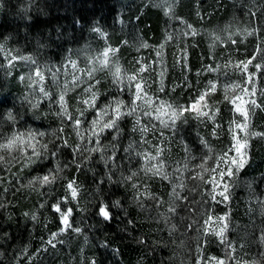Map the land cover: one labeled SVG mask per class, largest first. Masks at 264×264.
Here are the masks:
<instances>
[{"label":"rangeland","instance_id":"374dc122","mask_svg":"<svg viewBox=\"0 0 264 264\" xmlns=\"http://www.w3.org/2000/svg\"><path fill=\"white\" fill-rule=\"evenodd\" d=\"M191 1L192 3L189 6L190 1L188 0H176L175 4H172L171 0H120L121 7L117 13V25L115 27L105 28L94 21L89 29H86L87 32L83 36H79L76 44L64 49L63 53L53 56H41L37 51L22 46L20 42L12 41L8 34L3 33L0 26V45H3L4 49L7 50L0 53V100L7 101L2 105L0 113L10 110L14 114H18V119L20 115L23 116V120L15 126V129L5 119L3 124L0 125V132L10 135L13 130L25 131L32 128L46 133L42 142L54 141L53 133L55 132L67 139L69 144L72 143L74 146L79 144L83 148L87 144L89 135L87 121L75 130L71 126V121L62 124L57 113L59 106L54 103V100H58L63 95V103L67 112L76 117L78 115L77 110H83L86 107L82 101L88 98L85 89L90 85H95L93 91L98 90L100 93L97 100V106H99L118 95L117 85L115 84L117 67L120 69L119 79L126 83L130 76L137 75L141 66L147 65L146 70L139 73L137 78H147L151 84L148 89L151 103L139 100L137 105L140 109L141 123L148 124L149 127L154 124L163 133V137L160 136V132L155 134L149 132L142 139L139 132H131L133 118L126 117L122 124L124 131L118 142L120 148L117 150L116 155H119L118 158H123L126 154L130 155L129 160L131 163L128 166L131 167V171L137 172V176L129 181L130 184H146L151 191L152 184H156L154 182L161 180V177L158 175L153 176L152 171H146V169H160L168 174V180L172 182V187L176 190L180 189L178 186L181 185V180L185 175L183 173L184 167L192 170L191 167L199 162L195 158L199 159L204 156V162H206L209 153L212 154L211 159H213V156L218 157L228 146L231 140L228 133L229 113H231L232 119L241 120L238 113L234 116L229 110L231 106L224 99L225 95L229 97L243 96L240 93V87H248L251 91V87L244 84L240 72L234 67L236 61L244 60L253 53L250 52L249 41L254 36L247 35V32L253 30V26L248 22L249 10L246 8V4L237 3L240 9V15L236 16L238 19H234L235 16H232L231 19L229 18V20L214 26L213 19L210 17L211 11L203 10L202 6V2H208V0ZM189 7L191 8L188 11ZM3 11H5V2L0 0V15ZM151 12H158L161 16L162 25L159 34L145 33L139 27V18L145 13ZM172 12L175 13L174 16L171 14ZM1 19L0 16V25ZM186 24L196 29L199 35L195 38L182 35V32L186 31ZM96 27H99L106 35L102 37L99 33L93 31V28ZM124 30L127 31L126 35L123 33ZM169 34L172 35V40H166V36ZM217 36L221 37L219 41L215 39ZM229 36L237 41L235 45L228 43L227 38ZM200 41L206 42L208 56L203 51L202 54L199 52L198 55H193L192 51L199 47L201 49ZM144 44H147L148 47H143ZM106 48L116 49V51L110 52L109 56L105 58L102 53ZM158 51L159 55H157ZM20 56L32 57L36 61V65H33L29 60H21ZM10 57L15 59H10ZM227 57L231 58L233 64H228L225 67ZM137 59L139 63L136 62ZM102 61L106 62L102 63ZM37 65L43 74V80L36 75ZM207 67H213L216 71L209 72L206 70ZM49 68H51V71L48 70ZM184 68H186V72ZM251 70L250 65L249 71ZM225 71L228 73L227 76L223 75ZM161 72H163V77L160 75ZM53 73H55V79ZM185 76L193 85L191 89L185 85ZM208 80H212L217 84V90L206 98L208 101L207 109H212L214 106L220 108V112L216 115V121L221 125L217 129V135H211V129H207L212 128L211 121L202 123L200 119L190 116L188 113H185L182 117V120L187 118V123H182L181 120L177 121L178 131L173 133L169 129L163 128L161 120L168 121L170 118V109L167 105L171 104L175 107L189 104L192 97L196 95L197 89L202 90L207 85ZM96 81H100V83L96 85ZM161 82L165 88L164 92L157 91ZM233 82L238 84L239 87H228L225 91L224 85ZM176 85L181 86L175 87L173 91L172 89ZM262 86H264V80L257 77L256 99L258 103L261 99H264L259 96V88ZM41 87L44 88L52 100L39 91ZM25 96H28L33 103L38 101L39 107L29 109L28 105L24 103ZM120 98L125 100L126 103L129 100L127 95L120 96ZM160 100L166 103L164 108L158 112L156 109L159 107ZM213 102H215V105ZM238 103L243 104L244 100L241 99ZM244 107H248V105L244 104ZM143 111H150L152 113L151 118L143 116ZM93 114L92 109H89L86 113L89 119L93 117ZM157 116H160L159 120L156 119ZM66 119L67 117H65ZM190 124H193V127L197 129L195 130L196 136L197 139L199 138V146L202 148L200 157H196L195 148L190 145L189 141L187 142L183 135L185 127ZM61 127H63V132L59 131ZM78 131L84 136V140H81L80 136L77 135ZM248 132H264V112L257 110L254 116H250ZM207 133L210 134V137L207 136ZM243 134L240 133L241 136ZM110 137L111 133L106 131L101 140L102 144L107 145L103 151L105 155L107 154L106 148L111 144ZM202 137L207 138L206 143L208 145L201 142L205 140ZM144 140H148L150 143H144ZM181 140L190 149L189 153L184 151L182 145L183 154L180 153L178 143ZM130 142L134 145L136 152L146 153L147 155L136 156L134 152H125ZM18 143L23 147V139ZM203 144L204 147H202ZM88 146L91 147L92 145ZM51 147L52 144L49 143V148L51 149ZM30 151V149H25V152L29 154ZM103 153H92L91 156H100ZM0 155L4 156V160L0 161V188L3 189L0 197L5 202V206L11 202L15 194H23L27 197L33 195L39 204L46 201L44 205H51L58 198L65 196L67 180L75 179L76 184L79 186L78 195L75 200L67 201L68 206L73 208V215L69 220L70 223H74L83 229L81 221L78 220L82 210L83 189L75 177H70V173H68L69 165L66 168H63L65 164L61 166L63 171L54 184L41 186L38 183L30 184L29 181L36 175H42L46 167L52 166L50 163H46L43 168L40 164H29L17 152L15 146L8 150L0 149ZM248 157V163L233 177L236 186L231 188L230 205L227 207L225 205H213L214 210L218 207L217 213L214 214L222 215L225 211L230 213L229 228L225 235L236 246V251L232 253V258H230L226 255V249L216 242L218 255L207 254L223 260L224 264H235V260H239L241 264H264V241L260 239V236L264 234V169L256 168L257 162L264 159V140L256 136L249 137ZM115 160L116 157L112 161L115 162ZM210 166H213L212 163ZM27 169L30 170L29 175L19 177V179H16L15 184H12V179H14L12 173L21 172L24 175ZM204 177L205 180L209 179L208 172ZM252 182L255 185L254 189L251 188ZM13 185L16 186L15 189H13ZM205 186L208 188L206 184ZM206 187L205 190L208 191ZM140 192L145 196L143 187L140 188ZM61 206L63 207V205ZM166 207L168 208V206ZM3 210L0 209V213ZM254 214L255 217H253ZM249 219L257 223L253 234L248 232L249 229L246 223ZM193 221L189 228L195 229L196 239L202 238L204 240L207 236L201 230L200 223L196 221L195 228ZM62 226L59 221L58 226L52 228L53 231L48 234L47 239L44 241L45 246H49L46 241L51 238L53 233H57ZM213 227L218 228L219 226L213 225ZM85 236L84 231L81 234H75L71 231L61 233L57 236V240L63 241V243L54 241V247L56 249L63 246V249H66L70 264H75L77 260L84 262L85 257L92 260L94 259L90 250L92 244L87 236V239H85ZM213 238L217 239L210 236V239L213 240ZM41 245H44V243L42 242ZM197 261L194 262L192 256L187 254V258L183 262L184 264H197ZM200 264H203L202 258Z\"/></svg>","mask_w":264,"mask_h":264},{"label":"trees","instance_id":"16d2710c","mask_svg":"<svg viewBox=\"0 0 264 264\" xmlns=\"http://www.w3.org/2000/svg\"><path fill=\"white\" fill-rule=\"evenodd\" d=\"M188 1L190 6L192 1ZM4 2L5 11L0 15L3 33L8 34L12 41L20 42L22 46L37 51L41 56L63 53L64 49L76 44L79 36H83L94 21L105 28L115 27L117 13L121 7L120 0H4ZM238 2L245 3L249 10V24L257 27L264 24V16L261 15L264 0H208L202 2V6L203 10L211 11L210 17L215 26L231 19L232 16L238 19L236 17L240 15ZM160 17L158 12L145 13L139 18L140 29L145 33L159 34L162 25ZM79 24L81 26H78ZM126 32L124 30V35ZM249 42L250 52H253L258 40L254 37ZM199 44L201 49L199 47L192 51L194 56L199 52L202 54V51L206 53V42L200 41ZM5 102L7 101L0 100V110ZM228 117L232 120L231 113ZM193 128V124L186 126L183 135L195 148L196 157H200L202 148L196 136L197 129ZM202 138L207 141L206 137ZM178 147L183 154L181 143H178ZM119 148L118 145L117 150ZM106 151V155L103 153L100 156H91L90 160H84L77 154L76 159L83 164L79 170L71 163L74 154L69 150H62L57 158L61 166L64 164L70 166L68 167L70 177H75L83 189L82 210L78 220L83 225L84 235L92 244L90 250L96 264H184L187 254L196 262L200 255L197 249L201 242L207 249L206 254L218 255V247L215 244L217 239L212 240L210 236L204 240L196 239L195 229L189 228L193 220L195 228L196 221L199 223L201 220L204 208L199 201L207 196L204 181L195 178L197 173L204 177L207 171L201 170L198 165L203 164L204 169H210L216 155L213 159L208 158L206 162L204 156L195 158L199 162L191 167L192 170L184 167L185 175L178 186L180 189L176 190V195L187 196L186 201L183 199L178 201L173 194L172 182L161 179L152 184L150 195H141L138 202L130 182L117 184L107 181L105 173L108 169L105 167V160L111 156L110 145ZM118 156H115V162L109 164V167L113 163L117 165L112 168L113 181L119 179L121 171L126 176L131 170L128 166L131 163L130 155L126 154L123 158ZM208 157H212V154L209 153ZM256 165L257 169H264V159L259 160ZM29 173V169L25 170L24 175L21 172L12 173L14 175L12 184H15L19 177L28 176ZM101 179L105 182L98 184ZM254 187L252 182L251 188ZM151 196L158 197L159 203ZM116 200L120 201L121 207L112 208L113 219L104 221L96 215L101 202L111 206ZM49 205L40 208L33 195L27 197L15 194L12 197L6 210L0 213V253L3 254L0 256V264H70L63 246L56 249L45 246L44 241L48 234L59 224L58 214ZM172 206L177 207L175 214L168 211ZM217 211L218 207L214 213ZM33 215L36 216V220L31 219ZM255 216L254 214L253 217ZM129 220L134 223H130ZM246 224L248 232L253 234L257 223L249 219ZM42 242L44 245H41ZM89 260L85 257L84 262L77 260L75 264H88Z\"/></svg>","mask_w":264,"mask_h":264},{"label":"snow or ice","instance_id":"6c2138e0","mask_svg":"<svg viewBox=\"0 0 264 264\" xmlns=\"http://www.w3.org/2000/svg\"><path fill=\"white\" fill-rule=\"evenodd\" d=\"M172 4L176 3V0H171ZM173 16L174 12L171 13ZM199 15V13H198ZM261 15L264 16V8L261 10ZM186 31L182 32V35H189L192 38H195L199 35L198 31L192 28L191 25H185ZM226 30V29H225ZM93 31L99 33L102 37L106 34L99 28H93ZM264 24L260 26H253V30L251 32H247V35L254 36L259 41V43L255 44L253 47V53L251 56L244 60L236 61L234 67L241 74V78L244 81V84L249 85L251 87V91H249L248 87H240L241 95H235L234 97H229L225 95L224 99L231 106L230 111L235 114H239L241 120L238 121L236 119H232L228 123V133L231 137V140L228 146L222 151V153L216 157L213 161V166L210 169H204V165L200 164L198 167L208 172L209 179L205 180L200 173H197L196 179L203 180L204 183L208 186L207 196L203 199L201 203V207L204 208L203 215L201 220L199 221L201 230L206 236H212L217 238V243L219 246L224 247L226 249V255L232 258V253L236 251V246L232 241L228 240L225 235L226 231L229 228V215L230 213L225 211L224 214H214L213 205H225L226 207L230 205L231 202V188L236 186V182L233 179L235 175L242 170L245 165L248 163V148H249V137L256 136L261 140H264V132H248V126L250 123V116H254L256 111L259 110L264 112V99L258 103L257 96V77L260 80H264ZM173 37L171 34L166 36V40H172ZM217 41L221 39L220 36L215 37ZM227 41L230 45H235L237 43L236 40L232 39L231 36L227 38ZM143 47L147 48L148 45L144 44ZM3 45H0V53L6 52ZM116 49L106 48L102 55L107 58L110 52H115ZM159 55V51L157 52ZM259 57V59H258ZM21 60H29L33 65H36V61L33 60L30 56H20ZM10 59H15L14 57H10ZM255 61V63H254ZM106 62V61H102ZM139 63V60L136 61ZM228 64H233V61L230 57L226 58L225 67ZM251 65L252 70L249 71V66ZM147 65H143L139 68L137 75L130 76L126 83H123L120 79V69L117 67L115 73V84L117 85V93L118 95L114 98H110L106 103H102L97 106V100L99 98V91H93L95 85H90L85 89V92L88 93V98L84 99L82 103L86 105L83 110H77L78 115L73 117L70 113L67 112L64 106V97L61 95L58 100H54L59 107L57 110L58 115L61 118L62 124H67L68 121H71V126L73 129H78L80 125H82L85 121L88 123L87 131L89 135L87 137V144L84 145L83 148L79 144L73 146L70 145L67 139H64L63 136L57 135L55 132L53 133L55 140L42 142L46 133L44 131H38L32 128H28L25 131L13 130L10 135H5L0 132V149H11L13 146L16 147L18 153L25 158L29 164H40L43 168L46 163H52L51 167H46L44 173L42 175L34 176L29 183H38L41 186L44 185H52L56 182L59 174L63 171V168L68 167V164H65L63 168L61 167L58 156L61 151L64 149L72 152L73 160L72 164L76 165L79 170L83 164L81 161L76 159V154L82 157L84 160H90L92 153H103L104 148L107 145L101 143L102 137L106 131L111 133V156L105 160V167L108 171L105 173L107 177V181L109 183H127L132 181L134 177L137 176L136 171L129 170L128 175H124L121 171L119 173V179L116 181L112 180L113 171L112 168L117 167L116 164H112L109 167V164L114 159L118 142L123 135L124 128L122 124L126 117L133 118V123L131 127V132L136 133L139 132L141 138L143 139L149 132L153 134L160 132L158 128L153 124L149 127L148 124H142L140 118V109L137 105V101L144 100L146 103H151V97L148 96V89L151 87L147 78L140 77L139 73H142L146 70ZM51 71V68L48 69ZM209 72L216 71L213 67H207L206 69ZM186 72V68H184ZM36 75L43 80V74L39 70V66L37 65ZM91 75V73H89ZM161 77H163V72L160 73ZM223 75L227 76L228 73L225 71ZM53 78L55 79V73H53ZM100 81H96V85H98ZM185 85L187 88L191 89L193 87L192 83L187 80L185 76ZM181 85H176L173 87V91L175 87H180ZM228 87L236 88L239 87L236 83L225 84L224 90L227 91ZM217 90V84L208 80L207 85L201 90L197 89L196 95L192 97L191 102L187 105H177L173 107V105H167L168 109H170V118L168 121L161 120V125L163 128L169 129L171 132L178 131L177 129V121L181 120L182 123H187V118L182 120L185 113H188L190 116H193L197 119H200L202 123H206L207 121H211V135H217V129L221 127V125L216 121V115L220 112V108L218 106H214L212 109H207L206 100L207 97L210 96L211 93H214ZM39 91L44 94L45 97H48L52 100L51 97L48 96V93L45 92L44 88H40ZM157 91L164 92L165 88L163 83L161 82ZM127 95L129 97L128 102L121 99L120 96ZM259 96L264 98V86L259 88ZM241 99L244 100V103H238ZM24 103L28 105L29 109H37L39 107V102L33 103L28 96L24 97ZM165 101H159V107L156 111H160L164 108ZM215 105V102H213ZM244 104L248 105V107H244ZM50 106V105H49ZM89 109L93 110V117L89 119L86 115ZM18 114H14L12 111H7L5 113H0V125L3 124L6 119L7 122L15 129V126L23 120V116L20 115L19 119L17 118ZM143 116H147L151 118L152 113L150 111H143ZM65 117L67 119L65 120ZM156 119H160V116H157ZM60 132H63V127L60 128ZM240 133H244L243 136ZM77 135L80 136L81 140H84V136L77 132ZM160 136L163 137V133L160 132ZM23 139V147L20 146L18 142ZM34 141V143H33ZM206 144V141H201ZM49 143L52 144L51 149L49 148ZM144 143H150L148 140H144ZM181 145L184 147V151L186 153L190 152V149L186 144L181 140ZM88 145H92L89 147ZM25 149H30V154L25 152ZM159 151V149H157ZM125 152H134L136 156L147 155L146 153L136 152L134 145L130 142L128 147L125 149ZM87 153V156H85ZM231 153V155H230ZM211 158V157H208ZM103 159V156H101ZM4 160V156L0 155V161ZM163 166L161 165V168ZM146 171H152L153 176H160L161 179H168V174L166 172L161 171L160 169H146ZM227 178V179H226ZM105 181L103 179L98 181V184H103ZM15 185H13V189H15ZM78 185L76 184L75 179L67 180L65 184V196L63 198H58L55 202H53L49 207L54 210L56 214H58V219L60 223L63 225L57 233H53L51 238L46 241L47 245L54 247V241L56 243H63V241L57 240V236L61 233L71 231L75 234H81L83 229L80 226L75 225L74 223H70L69 218L73 215V208L68 206V200H75L78 195ZM130 187L136 193V198L139 202V198L142 195L140 192V188L143 187L144 195H150V190L147 185H137L136 183H132ZM3 192V189L0 188V193ZM173 194L176 196V199L179 201L181 199L187 200V196L180 197L176 195V189H173ZM153 200H156L159 203V198L151 196ZM44 203L39 204V207H44ZM63 205V207L61 206ZM121 207V203L119 200L113 201L111 206L109 204L101 202L96 210V215L100 216L104 221H109L113 219L112 216V208ZM143 207V204H141ZM0 209H5V202L2 197H0ZM170 213L175 214L177 212V207L172 206L168 209ZM27 215V214H25ZM32 220H36V216L33 215L31 217ZM130 223H134V221L129 220ZM213 225H218V228H214ZM190 226V225H189ZM85 239L87 237L85 236ZM260 239L264 241V234L260 236ZM107 246V245H105ZM46 250V249H44ZM197 252L200 253V257H198L197 264H200V260L202 258L203 264H224V261L215 257L207 255V249L203 247V242H201L200 247L197 249ZM3 254L0 253V256ZM32 258L30 257L29 260ZM88 264H96L95 260H89ZM235 264H241L239 260H235Z\"/></svg>","mask_w":264,"mask_h":264}]
</instances>
